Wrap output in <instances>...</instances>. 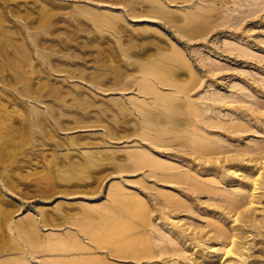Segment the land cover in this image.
I'll use <instances>...</instances> for the list:
<instances>
[{
	"label": "rangeland",
	"instance_id": "374dc122",
	"mask_svg": "<svg viewBox=\"0 0 264 264\" xmlns=\"http://www.w3.org/2000/svg\"><path fill=\"white\" fill-rule=\"evenodd\" d=\"M204 1L0 0V264H106L104 256L112 259L117 246L121 254L134 253L130 250H136L141 234L151 233L141 225L147 217L152 225L162 223L166 215L153 210L156 191L141 183L155 180L142 152L192 162L182 159L184 130L177 125L186 117V101L171 85L184 91L193 87L194 93L201 89L196 77L204 75V84H210L208 68L218 63L224 70L214 83L202 85V93L232 94L238 88L250 94V72L264 71V8L254 7L255 14L238 21L237 28L216 29L219 19L208 31L209 20L191 16ZM186 14L193 22L174 19ZM242 38L257 44L260 58L244 61L234 57L238 50H222ZM177 52L185 53L184 60ZM144 83L149 89H140ZM263 87L254 91L253 104L264 113ZM157 94L163 96L155 102ZM160 118L165 122L158 123ZM261 118L257 132H244L243 145L264 142ZM151 134L166 144H150ZM235 139L230 138L233 146L239 144ZM172 140L176 143L168 145ZM256 157L248 162L253 176L243 170L240 180L222 184L250 198L252 178L262 182L256 190L262 197L245 205L251 209L248 227L234 220L238 214L212 206L208 195L200 197L206 203L199 205L197 219L177 214L182 227L209 230L206 216L216 213L226 226L245 229L243 245L253 254L245 264H264V222L259 223L264 221V158ZM135 190L144 196L138 198ZM208 204L210 211L203 207ZM158 232L170 235L166 229ZM147 236L155 241V235ZM177 243L194 254L190 241ZM228 257L231 264L240 258ZM144 260L120 258L122 264Z\"/></svg>",
	"mask_w": 264,
	"mask_h": 264
},
{
	"label": "bare ground",
	"instance_id": "6f19581e",
	"mask_svg": "<svg viewBox=\"0 0 264 264\" xmlns=\"http://www.w3.org/2000/svg\"><path fill=\"white\" fill-rule=\"evenodd\" d=\"M204 2L206 3L195 5V12L193 11L191 16L197 17L199 20L200 17L203 16L207 22L209 20L208 31L211 30L210 23H213L214 28L219 19L223 20L218 24L216 29L221 28L222 30H225L226 27L237 28V25L240 23L238 21L249 18L255 14L253 13L254 7L262 6V8H264V0H252L251 2L249 0V3H247L246 0H205ZM236 4L239 7H235ZM236 11H238V13H235ZM168 12L170 11L168 10ZM258 12L256 14H258ZM194 13L197 15H194ZM192 17H189L186 14L176 16L174 19L193 22ZM203 29L205 30L206 28ZM183 34H180V36H189L185 33ZM238 42L240 43L234 47H223L222 50L230 52L238 50V54L234 55V57L236 59L243 57L242 60L244 61L255 60V57L260 58V56L254 52L256 51L254 50L255 43L252 41L247 43L243 38L238 40ZM177 53L183 59L185 53ZM263 61L264 57H261L260 62ZM260 62L256 61L257 64ZM210 66L211 68H208L209 75L212 77V79L209 80L210 84H204V75L201 76V74H199V77H196V83L194 84H199L201 89H198L194 93L192 92L193 87L184 91L186 87L177 84L171 85L177 93L181 92L184 94V101H186L184 104V114H186V117L183 118L181 122L177 123V125L182 126L179 128L184 130L183 139H180L181 145H183V147L186 146L185 153L182 154L184 158L182 159L187 160L189 157L192 159V162L187 160L186 163H183L178 159L176 160L177 157L161 158L156 154L155 157L153 154L151 155L146 151L142 152L143 161L145 160L149 166V177H153L155 180H153L154 182H148V180H145L141 183L145 188L147 187L150 190L156 191L158 201L156 200L157 204L153 203L155 206L157 205L153 210L160 212L161 215H159L161 217L166 215L165 219H163L162 223L152 225L151 218L149 219V217H147L146 219L148 220H145L141 225L143 229L147 232L150 230L151 233L148 232L149 234H141L140 244L137 246L136 250H130L134 253L129 255L121 254V250L119 246H117L110 252L112 259L107 255L104 256L106 264H122L120 261V258L122 257H127L128 259L133 258L138 261L145 259L143 261L144 264H158L159 262L163 264H187L188 260H192V263L188 262L189 264H210L213 259L219 258L222 260L225 255H227V257L223 259L222 264H231L228 259V256L231 254H236L237 257H240L237 261H234L233 264H245L243 262L246 261L249 256L253 255L248 253L247 248L244 246L245 244L243 245L244 242L242 239L247 237L246 230L237 226L233 228L226 226L222 220H217L216 213L213 214L212 218L211 216H206L207 222H209V230L205 231L200 225L193 226L192 224H189L182 227V225L185 224H180V221L183 218L182 216L177 215L187 212L189 216L197 219L194 215L198 214V208L200 209L201 207H199V205L206 203V201H203L200 197L208 195L212 206L214 203H218L220 206L224 207L221 213L224 214L228 211L233 212L235 215L238 214L237 219L234 220L247 223L252 221V217L249 213L251 210L250 207H245V205L249 206L254 204L258 197H262L256 192V190L261 187L262 182H260L258 177L255 176V178H252L251 180L253 184L252 195L250 198H248L243 191H229L222 187V184L226 185L231 183V181L240 180V174L244 175L245 173L243 170L247 171V175L253 176V168L248 165V162L254 158L257 160L258 158L256 156L264 158V142H253L252 140L245 145L240 142L241 137L245 134L244 132H255L256 129L260 127L261 121L263 120L261 115L264 116V113L259 112L258 107H254L253 93L254 91H260V88L264 86V71L250 72V74L253 75V86L249 89L246 86H242V88L250 90V94L244 90L240 92L238 88L232 94L216 93L210 90H206V92L202 93V87L214 83L213 78H216V76L225 68V65L218 63L210 64ZM200 71L202 72V70ZM236 74L239 76L238 73ZM247 77V79H251L248 75ZM150 86L152 88L154 87L151 84ZM140 89H149L148 83L142 84ZM161 96H163V94H157L155 102H158L156 100H159L160 98L162 99ZM170 96L174 97V95ZM159 103L161 102L159 101ZM35 109L37 111V108ZM162 119L160 118L158 123L165 122L162 121ZM223 134L226 135V137ZM234 137L237 138L235 140L239 143L235 146L231 145L230 142V138ZM157 138L158 137H155L154 134H151L147 135L146 140L150 144H158L159 139ZM175 143L176 142L172 140L168 142V145L173 146ZM162 146L164 147V145ZM162 146L160 145L159 147L161 148ZM261 164L264 165L263 160ZM197 165H200L201 168H198ZM243 184L249 186L248 181L243 180ZM126 188L132 189L129 187ZM133 193L138 198H141L140 195H143L142 191L136 192L135 190ZM148 202L150 204V201ZM142 207H144L143 210H146L147 206ZM203 207L204 210L208 211L212 209L210 204ZM178 217L179 219H177ZM262 222L264 221H259V223ZM159 229H166L169 231L170 235L167 236L159 233ZM147 235H155V241H152V238H149ZM106 240L110 241V236L107 237ZM177 240H184V242L190 241L192 244L190 250H192V253L197 254L195 256L194 254L191 256L189 254L187 255L184 252L187 248L185 246H178ZM218 244H221L222 247L217 248L216 246ZM197 246H199L198 249H196ZM216 248L217 251H215ZM262 255H264V251ZM168 256L171 258L167 259ZM239 260L241 263L238 262Z\"/></svg>",
	"mask_w": 264,
	"mask_h": 264
}]
</instances>
